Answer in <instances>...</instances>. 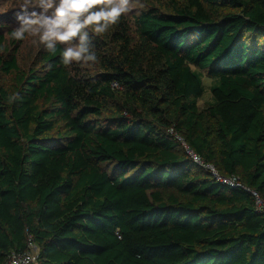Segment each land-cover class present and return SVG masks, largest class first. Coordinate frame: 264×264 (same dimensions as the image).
<instances>
[{"label": "trees", "instance_id": "trees-1", "mask_svg": "<svg viewBox=\"0 0 264 264\" xmlns=\"http://www.w3.org/2000/svg\"><path fill=\"white\" fill-rule=\"evenodd\" d=\"M140 1L94 63L0 26V264H264V0Z\"/></svg>", "mask_w": 264, "mask_h": 264}, {"label": "clouds", "instance_id": "clouds-1", "mask_svg": "<svg viewBox=\"0 0 264 264\" xmlns=\"http://www.w3.org/2000/svg\"><path fill=\"white\" fill-rule=\"evenodd\" d=\"M131 0H23L12 37L38 38L50 52L63 45L61 62H96L93 34L102 35L130 12ZM37 40H33L36 43Z\"/></svg>", "mask_w": 264, "mask_h": 264}, {"label": "rangeland", "instance_id": "rangeland-1", "mask_svg": "<svg viewBox=\"0 0 264 264\" xmlns=\"http://www.w3.org/2000/svg\"><path fill=\"white\" fill-rule=\"evenodd\" d=\"M23 3V0H0V26L5 27L4 36L6 38L12 39V31L15 27H17L16 14L19 10V5ZM33 3H36V0H33ZM144 6V3L140 0H131L130 12L128 15H132L134 12L139 11ZM33 40H37L36 37L25 35V38L21 40L22 45L20 48V55L27 61L29 53L34 52L37 45L33 43ZM24 65V63H23ZM8 78L2 77L0 74V84L6 83ZM203 84L205 85V92L201 98L198 99V106L200 109L207 107L212 101V93L210 91V86L212 85V79L207 76H203Z\"/></svg>", "mask_w": 264, "mask_h": 264}, {"label": "built area", "instance_id": "built-area-1", "mask_svg": "<svg viewBox=\"0 0 264 264\" xmlns=\"http://www.w3.org/2000/svg\"><path fill=\"white\" fill-rule=\"evenodd\" d=\"M173 129H171V132ZM177 139L182 143L184 149L186 150L187 154L192 157L195 161L200 162V158L190 149V147L187 145L185 140L180 137L176 136ZM215 173V172H213ZM219 180H222L224 183L228 185H235L239 184V177L238 176H232L228 178L220 177L216 174ZM255 198V203L258 209L264 210V199L257 193H253ZM7 264H41L39 260V248L38 246L33 242L29 241L27 249L20 251V252H13L9 260L7 261Z\"/></svg>", "mask_w": 264, "mask_h": 264}]
</instances>
